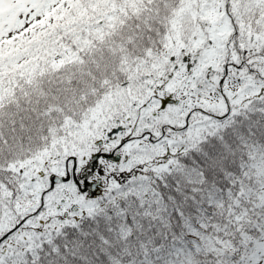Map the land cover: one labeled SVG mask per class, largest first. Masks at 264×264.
Masks as SVG:
<instances>
[{
	"label": "snow or ice",
	"instance_id": "1",
	"mask_svg": "<svg viewBox=\"0 0 264 264\" xmlns=\"http://www.w3.org/2000/svg\"><path fill=\"white\" fill-rule=\"evenodd\" d=\"M0 264H264V0H0Z\"/></svg>",
	"mask_w": 264,
	"mask_h": 264
}]
</instances>
